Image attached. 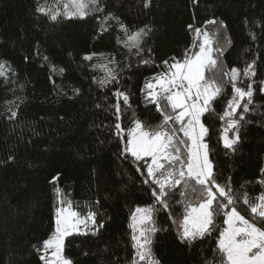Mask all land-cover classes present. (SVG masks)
<instances>
[{
	"label": "trees",
	"instance_id": "16d2710c",
	"mask_svg": "<svg viewBox=\"0 0 264 264\" xmlns=\"http://www.w3.org/2000/svg\"><path fill=\"white\" fill-rule=\"evenodd\" d=\"M67 1L0 0V63L6 72L0 76V264H44L40 257L51 253L44 241L55 235L57 209L66 206L83 217L93 213L95 220L66 236L64 255L73 264H148L136 256L130 225L136 209L149 206L152 220L144 227L156 229L150 248L159 264H223L218 242L227 228L224 213L214 215L204 236L181 239V222L189 204L200 201L199 187L191 191L193 180L187 188H169L164 207L147 176L151 158L137 160L125 149L135 121L145 131L163 121L147 98V85L154 91L168 65L198 53L196 29L207 32L218 64L205 77L222 92L200 117L208 130L203 141L216 182L240 197L231 207L253 222L250 205L264 193V0H99L84 17L65 15ZM56 12L57 19H50ZM142 28L147 35L130 46L128 36ZM253 61L255 75L244 76ZM232 68L241 71L237 86L247 90L251 84L253 95L247 112L245 97L229 117L224 114L235 93L223 72ZM108 70L115 79L101 84ZM118 90L129 97L127 105L119 101V120ZM165 111L173 114L170 107ZM231 119L239 120L235 129L228 128ZM167 128L187 141L180 145L186 159L191 142L179 122ZM225 129L230 139L239 137L232 148L224 144Z\"/></svg>",
	"mask_w": 264,
	"mask_h": 264
},
{
	"label": "snow or ice",
	"instance_id": "6c2138e0",
	"mask_svg": "<svg viewBox=\"0 0 264 264\" xmlns=\"http://www.w3.org/2000/svg\"><path fill=\"white\" fill-rule=\"evenodd\" d=\"M99 0H70L71 6L75 11H68L69 4L64 5L65 15L84 17L85 11L90 5H98ZM147 6V3H146ZM39 12H45V8L37 9ZM97 10H101L97 8ZM59 12L52 13L50 19L56 20ZM111 17V14H109ZM109 17H105L107 20ZM113 19H117L112 17ZM215 23V21H209ZM191 28V25H189ZM124 29V26L121 25ZM126 31V29H125ZM199 34L200 29H196ZM147 35L145 29H140L137 32L128 36L130 46H137L140 39ZM255 38V37H253ZM212 41L208 38V33H204L203 43L200 45V51L192 58L185 57L183 63L177 61L169 67V73H165L161 77L156 78V84L163 90V95L154 92L153 85L149 83L148 99L156 104L158 111L163 114V121L157 125L155 129L145 131L143 125L139 121H135V128L129 131L128 145L125 149L131 152L137 160H142L144 157H150L151 163L147 166V176L151 178L152 183L156 187L152 188V194L156 201L167 207L166 199L169 195L168 189L174 188L183 184L184 187L189 186V182L193 181L191 191L197 192V186L200 189V201L193 206L191 203L188 206L187 214L181 222V239L195 240L197 237L204 236L210 232L213 227V217L223 212L226 219L227 228L220 233L218 248L223 253L226 259L223 264H264V227H258L257 221L264 225V193L260 194L256 199L259 201L254 205H250L251 213L253 214V222L245 219L237 212L235 207H231L236 200L231 187L228 184L221 185L216 182L213 173V165L208 157V145L203 142V138L207 133V128L200 121L201 115L209 111L210 104L221 92L222 88L215 80H207L205 71L216 70L218 61L213 58ZM85 59L91 60L92 56H86ZM147 63V62H145ZM248 64L243 70L244 76H254L253 65ZM61 71H63L61 69ZM6 75L5 65L0 63V76ZM224 76H229V82L232 84L235 96L229 101V111L225 112V116H232L236 109L239 108L240 102L247 97V103L243 104L244 112L249 110L248 105L251 103L253 95L252 85H247V90L237 86V81L240 78L241 71L237 68H232L230 73L223 72ZM109 78L114 80L111 70H108V78L102 80L101 84L109 82ZM264 91V89H261ZM78 91V90H77ZM117 97L115 105L117 120L120 114V99L124 104H128L129 97L126 93L117 91L114 93ZM161 100L165 103L162 106ZM170 107L172 115H169L165 109ZM179 110V111H177ZM16 113L13 112L12 116ZM240 119H243V113L239 114ZM224 117H221L223 119ZM179 122V131L183 136L190 141L187 146L186 159L182 158V149L180 145H187L185 140L176 139V130L168 129L167 125L170 122ZM186 121V123H185ZM239 124V120L231 119L228 125L229 129H235ZM117 134L123 132L121 125H115ZM228 129H225L224 144L227 148H232L239 139L236 136L234 139H229L227 136ZM179 165V167H176ZM55 179V178H54ZM146 179L144 183H148ZM59 192V189H57ZM184 195V193H181ZM243 202L249 204L247 194H243ZM215 204V207L213 205ZM231 207L230 211H225ZM219 210V211H218ZM153 209L151 206L141 209L137 208L133 214L134 223L130 225L133 228V247L137 250L136 256L139 261H147L148 264H159L151 254V233L156 229L153 226L144 227L146 222H151ZM137 214H140L139 216ZM76 213L71 212L65 214L64 209H57L55 235L44 241V250L47 254L48 249H53L51 252L52 259H47L46 255L41 256V260H45L46 264H73L71 259L62 255L63 239L69 234V230L78 231L77 225L85 223L76 219ZM88 219L95 223L94 214L90 213ZM237 223L239 226H237ZM137 225H140L137 234ZM133 264H137L136 261Z\"/></svg>",
	"mask_w": 264,
	"mask_h": 264
},
{
	"label": "rangeland",
	"instance_id": "374dc122",
	"mask_svg": "<svg viewBox=\"0 0 264 264\" xmlns=\"http://www.w3.org/2000/svg\"><path fill=\"white\" fill-rule=\"evenodd\" d=\"M66 4H69V9H68V11H75L76 9L74 8V7H72L71 6V3H70V0H68L67 2H66ZM204 33L205 32H203V33H199V37H200V39H201V44L203 43V40H204ZM208 38L211 40V38H210V36H209V34H208ZM200 51V50H199ZM194 56V55H193ZM192 56V57H193ZM191 57V58H192ZM264 81V80H263ZM154 92H157V93H160L161 94V96L163 95V90L156 84L155 85V87H154ZM200 121H201V118H200ZM202 123V122H201ZM205 127V126H204ZM229 138V137H228ZM230 139V138H229ZM204 142V141H203ZM205 143V142H204ZM128 147H129V145H128ZM208 157H209V155H208ZM210 160V159H209ZM141 209H144L145 207H140ZM61 209H64L65 210V214H67V213H71V212H74V213H76L77 215H76V217H72L71 219L73 220V221H75L76 219H79V220H81V221H85V223H81V224H78L77 225V228H78V231H82V230H85L86 228H88V227H90V226H92V224H93V222H92V220L91 219H88V217H83V216H80L74 209H72L71 207H69V206H66V207H63V208H61ZM238 212V211H237ZM240 214V213H239ZM138 216L140 215V214H137ZM241 215V214H240ZM242 216V215H241ZM134 223V221H133V219H132V224ZM237 226H239V224L237 223ZM141 226L140 225H137V234H138V231H139V228H140ZM228 227V226H227ZM73 232H77V231H73V230H69V234L70 233H73ZM65 238H66V236L64 237V239H63V251H62V255L65 257V255H64V243H65ZM51 249V248H50ZM53 251V249H51V252ZM45 255V254H44ZM43 255V256H44ZM47 257V256H46ZM47 259H52V257H51V253L49 254V256H48V258ZM44 264H46V261L44 260Z\"/></svg>",
	"mask_w": 264,
	"mask_h": 264
}]
</instances>
